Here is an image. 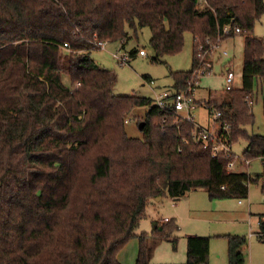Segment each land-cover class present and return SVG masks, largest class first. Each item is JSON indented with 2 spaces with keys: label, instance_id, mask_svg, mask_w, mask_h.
<instances>
[{
  "label": "trees",
  "instance_id": "trees-1",
  "mask_svg": "<svg viewBox=\"0 0 264 264\" xmlns=\"http://www.w3.org/2000/svg\"><path fill=\"white\" fill-rule=\"evenodd\" d=\"M263 14L264 0H208L204 8L197 0H0V264H122L118 252L134 237L136 264H155L152 244L179 224L154 221L151 235L138 234L152 197L198 189L211 198L247 197L249 173L230 171V158L196 142L194 123L151 98L116 94L114 73L91 52L98 40L126 45L148 27L160 61L181 52L191 32L192 69L172 72L174 95L202 65L201 44L208 49L227 25L223 39L248 33L242 84L204 105L211 124L217 112L218 123L230 124L231 147L247 140L251 160L264 156V135L246 129L255 122L246 95L255 79L264 86V39L253 34ZM139 50L129 51L132 58ZM144 105L143 137H131L126 117ZM260 227L264 241L263 221ZM246 243L229 237V264H245ZM209 254L210 237L191 235L180 264H209Z\"/></svg>",
  "mask_w": 264,
  "mask_h": 264
},
{
  "label": "rangeland",
  "instance_id": "rangeland-1",
  "mask_svg": "<svg viewBox=\"0 0 264 264\" xmlns=\"http://www.w3.org/2000/svg\"><path fill=\"white\" fill-rule=\"evenodd\" d=\"M248 33L239 32L234 36L224 38L214 52L207 55L208 61L213 64V73L201 78L196 98L200 101L199 120L203 125H208L209 112L204 105L205 100L211 97L225 94L226 77L224 76L227 65H233L236 73L235 85L242 84L243 63L245 54V41ZM253 34L264 39V14L256 22ZM132 38L123 45L121 41L108 42L106 48L92 50V58L101 66L111 70L115 76V93L123 96L147 97L154 100L165 92L174 88V77L172 72L187 71L192 69L195 54V39L191 32L185 34V45L181 52L166 55L160 61H154L156 53L150 45L151 31L148 27L138 32L131 33ZM125 47V48H124ZM138 50L144 48L147 55L135 54L130 62L121 63L115 53L122 50ZM229 52L228 56L223 51ZM66 52V51H64ZM63 52V67L67 64L68 55ZM63 80L70 85L71 80L67 71H63ZM255 79L254 92L255 103L252 106L255 116L254 124H249L246 129L250 134L264 135V86ZM149 106H134L128 113L129 123L125 125V131L131 137H143L139 122L146 117ZM197 112V110H196ZM248 142L245 138H239L233 144V151L243 157L246 155ZM239 170L249 172L251 177L258 181L250 183V198L246 197H222L211 198L206 189L190 191L176 205L169 194L161 199L159 196L151 198L146 209V216L141 220L137 233L145 232L152 234L154 221L167 222L165 217L175 219L179 224L180 232H175L167 238H159V246L154 251L152 262L155 264H180L188 260V235H201L210 237L209 260L217 264H228L229 237L234 235H246L249 248L247 255L250 257L252 249L250 243L252 238L257 239L259 215L264 212V156L253 157L251 164L238 166ZM248 204H254L253 217L247 218L244 205H239L238 200ZM164 220V221H163ZM258 230V231H257ZM257 231V233H256ZM232 234V235H231ZM177 236L176 241L173 238ZM258 240V239H257ZM140 241L138 237L130 239L118 252V258L122 264H136L139 253Z\"/></svg>",
  "mask_w": 264,
  "mask_h": 264
},
{
  "label": "built area",
  "instance_id": "built-area-1",
  "mask_svg": "<svg viewBox=\"0 0 264 264\" xmlns=\"http://www.w3.org/2000/svg\"><path fill=\"white\" fill-rule=\"evenodd\" d=\"M197 5L199 8H204L205 6H208V0H197ZM230 30V26L227 25L223 28V31L219 32L217 40L215 43H212L208 49H204V46L201 44L199 46L200 56L202 58V65L198 66L193 73L190 75L188 79L187 87L183 90L177 92L173 95V91H168L163 94H160V96L154 98V103L159 108L174 113L179 119L181 118L184 121H188L191 123H194L196 127H198L199 131L198 133L194 134V140L196 142H203L204 145H208L211 142L212 151L213 154H223L224 156H227L230 158L229 162L227 163V168L230 171H234L237 162H239V158L236 156V154L233 152L231 145L229 144L228 140L229 137L225 136V131L229 130L230 124L226 123L225 125L220 122L218 123V118L221 117V112L214 113L212 118V125L211 127H202L199 126L197 120H196V110L199 106V101L196 98V91L199 88V84L201 81V78L205 75H211L213 73V69L211 71H208V67L212 66L210 61L207 59V55L211 54V52L215 51V48L220 46V43L222 42V37L224 34L228 33ZM108 45L107 41H96L94 46H92V49L96 48H106ZM70 44L68 42H65L62 46L65 48L64 50L69 51ZM214 50V51H213ZM140 55H147V51L144 48H141L139 50ZM229 52L227 50L223 51V55L227 56ZM116 58L121 63H127L130 62L132 59L131 54L128 50H118L115 55ZM224 76L226 77V90H232L234 89L235 81H236V73L232 69V67L227 66ZM246 100L249 104L253 103L252 95L248 94L246 95ZM130 120L127 118L126 123ZM166 121V119H164ZM222 130V132H220ZM243 161H246V163H249L248 159H242ZM222 188L226 189V186H222ZM169 220V218H165V221Z\"/></svg>",
  "mask_w": 264,
  "mask_h": 264
},
{
  "label": "crops",
  "instance_id": "crops-1",
  "mask_svg": "<svg viewBox=\"0 0 264 264\" xmlns=\"http://www.w3.org/2000/svg\"><path fill=\"white\" fill-rule=\"evenodd\" d=\"M125 48V47H124ZM129 51V50H128ZM227 66H230V67H233V65H227ZM233 69V68H232ZM260 83V82H259ZM260 86H262L261 84H260ZM174 90V89H173ZM173 90H171V91H173ZM262 90H264L263 88H262ZM252 98H253V103L251 104V106H253V104L255 103V100H256V94H255V92H254V88H253V94H252ZM198 101H199V99H198ZM200 106V105H199ZM198 111H199V109L197 108V112H196V120H197V122H198V124H199V126H202V127H208L209 125H212L211 124V120H210V118H209V122H208V125H203L202 123H200V120H199V114H198ZM130 122V121H129ZM129 122H127V123H129ZM126 123V124H127ZM232 150H233V146H232ZM234 152V151H233ZM235 153V152H234ZM236 154V153H235ZM236 156L239 158V162H237V165H236V167H235V169H234V171H245V170H239L238 169V166L240 165V164H245L246 165V167H249V165L251 164V160H249V163L247 164L246 163V161H243L242 159H246L245 158V156H243V157H241V156H239V155H237L236 154ZM245 172H247V171H245ZM247 173H249V172H247ZM251 179L253 180V178L251 177ZM251 180V181H252ZM250 181V183H252ZM250 183H249V194H250ZM187 195V194H186ZM185 195V196H186ZM162 196H164V195H161V196H159L158 197V199H161L162 198ZM184 197V196H183ZM183 197H181V198H179V199H174L173 197H172V200L176 203V205H177V203L183 198ZM250 198V195H248L246 198ZM226 198H230V197H226ZM233 198H236V197H233ZM238 203H239V205H244V209H245V211L244 212H247L248 214H247V218L249 219V218H252L253 217V210H254V204L252 203V202H250L249 203V205L248 204H245L244 202H242V200L241 199H239L238 200ZM262 206H264V203H262ZM264 208V207H263ZM165 218H169V217H165ZM165 220V219H164ZM163 220V221H164ZM264 222V212L262 213V214H260L259 215V221H258V224L259 225H261V222ZM180 228H179V230H178V232H180ZM258 230H260L259 231V233L257 234V239H254V238H252V240H251V245H250V248L252 249V253H251V256L249 257L247 254V250H248V248H249V244H248V238H247V236L246 235H234V236H245L246 238H247V243L246 244H244L242 247H241V250H242V252L244 253V255H245V264H264V241H262L261 239H260V234H261V227H259L258 228ZM257 230V231H258ZM257 231H256V233H257ZM177 231L175 232V234L176 233H178ZM232 235V234H231ZM189 236H191V235H188V237ZM176 238H177V236L175 235V237L173 238V241H176ZM159 244H160V242H159V240L157 239L153 244H152V258H153V256H154V251H155V249L157 248V246H159ZM121 262V261H120ZM122 263V262H121ZM209 264H217L216 262H213L212 260H209ZM228 264H229V262H228Z\"/></svg>",
  "mask_w": 264,
  "mask_h": 264
},
{
  "label": "water",
  "instance_id": "water-1",
  "mask_svg": "<svg viewBox=\"0 0 264 264\" xmlns=\"http://www.w3.org/2000/svg\"><path fill=\"white\" fill-rule=\"evenodd\" d=\"M139 126H140V128H143L144 127V121L139 122Z\"/></svg>",
  "mask_w": 264,
  "mask_h": 264
}]
</instances>
